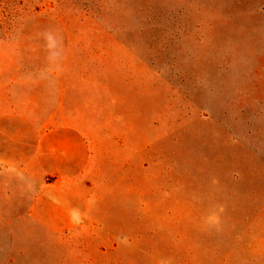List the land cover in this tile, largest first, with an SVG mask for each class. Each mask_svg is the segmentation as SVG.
<instances>
[{
    "label": "rangeland",
    "instance_id": "1",
    "mask_svg": "<svg viewBox=\"0 0 264 264\" xmlns=\"http://www.w3.org/2000/svg\"><path fill=\"white\" fill-rule=\"evenodd\" d=\"M0 70L97 133L77 210L0 188V264H264V0H0Z\"/></svg>",
    "mask_w": 264,
    "mask_h": 264
},
{
    "label": "crops",
    "instance_id": "2",
    "mask_svg": "<svg viewBox=\"0 0 264 264\" xmlns=\"http://www.w3.org/2000/svg\"><path fill=\"white\" fill-rule=\"evenodd\" d=\"M1 75L0 188L18 190L32 211L72 212L87 204L84 180L97 161V133L80 102L67 94L17 92Z\"/></svg>",
    "mask_w": 264,
    "mask_h": 264
},
{
    "label": "clouds",
    "instance_id": "3",
    "mask_svg": "<svg viewBox=\"0 0 264 264\" xmlns=\"http://www.w3.org/2000/svg\"><path fill=\"white\" fill-rule=\"evenodd\" d=\"M44 36H45L47 47L49 49H52L55 46V37L53 36L51 32H45ZM56 58H57L56 53H53L50 57V59H53V60H55ZM222 211H223V208L220 209V212ZM206 222L209 225L218 226L220 223V217L218 214L213 213L207 217Z\"/></svg>",
    "mask_w": 264,
    "mask_h": 264
}]
</instances>
